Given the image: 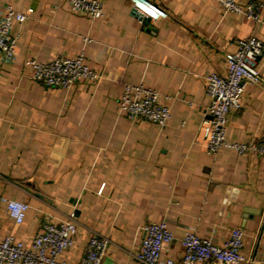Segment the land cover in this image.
<instances>
[{
  "label": "crops",
  "instance_id": "0c3cea01",
  "mask_svg": "<svg viewBox=\"0 0 264 264\" xmlns=\"http://www.w3.org/2000/svg\"><path fill=\"white\" fill-rule=\"evenodd\" d=\"M101 1L103 16L91 19L67 0H1L28 17L12 25L14 58L0 55V197L29 208L15 224L0 200V239L12 234L28 245L44 223L73 217L68 264H79L93 232L110 240L102 264H135L130 253L140 225L165 220L175 239L163 258H179L189 227L218 243L238 227L242 253L264 264V157L228 148L208 154L202 124L206 77L225 72L224 56L237 39L262 42L264 78V24L224 12L217 0H147L161 11L148 24L129 0ZM81 49L99 78L68 90L31 78L24 63ZM126 83L159 93L170 108L165 127L119 112ZM225 136L264 138V82L246 85L241 107L227 115Z\"/></svg>",
  "mask_w": 264,
  "mask_h": 264
},
{
  "label": "built area",
  "instance_id": "2783aa9c",
  "mask_svg": "<svg viewBox=\"0 0 264 264\" xmlns=\"http://www.w3.org/2000/svg\"><path fill=\"white\" fill-rule=\"evenodd\" d=\"M137 19L145 17L156 19L160 9L147 0H129ZM70 10L83 12L91 19L103 16L101 0H67ZM224 12L242 14L254 22L264 24L261 17L262 1L248 0L243 6L241 0H217ZM27 13L15 9L11 4L0 0V55L3 60L14 58L17 36L11 33L15 22L21 23ZM85 41H88L85 38ZM234 51L224 56L225 72H211L206 77V93L209 104L207 118L203 120V135L208 154H215L220 148H228L238 155L255 154L264 157V138L258 141H229L225 136L227 115L231 110L241 107V99L246 85L264 82L258 62L262 54V42L249 35L237 39ZM32 69L31 78L41 81L47 87L70 89L76 82L84 79L97 80L99 74L84 62V50L75 56L59 55L47 62L34 58L24 61ZM165 99V97H164ZM118 110L131 121L146 120L160 128L166 126L170 118V108L161 102L159 93L141 84H124L118 99ZM5 204L8 216L15 224H20L29 205L13 198L0 197ZM11 202L21 205V216H13L9 207ZM77 223L73 217L57 222H46L28 245L8 234L0 239V264H68L64 252L74 242ZM139 242L130 255L135 264H257L254 256L241 251L243 231L238 227L229 230L221 242H215L212 235L199 236L194 227L185 230L179 239L181 255L178 259L163 258V249L175 239L165 220L147 221L139 227ZM110 240L97 232L87 239L85 252L79 264H102Z\"/></svg>",
  "mask_w": 264,
  "mask_h": 264
},
{
  "label": "clouds",
  "instance_id": "9594fccd",
  "mask_svg": "<svg viewBox=\"0 0 264 264\" xmlns=\"http://www.w3.org/2000/svg\"><path fill=\"white\" fill-rule=\"evenodd\" d=\"M9 207L12 210L11 214L19 219L20 216H21L20 209H21L22 206L17 204L16 202H11Z\"/></svg>",
  "mask_w": 264,
  "mask_h": 264
},
{
  "label": "water",
  "instance_id": "95a60500",
  "mask_svg": "<svg viewBox=\"0 0 264 264\" xmlns=\"http://www.w3.org/2000/svg\"><path fill=\"white\" fill-rule=\"evenodd\" d=\"M148 21H149V18H148V17H145V18L142 20V23H144V24H148Z\"/></svg>",
  "mask_w": 264,
  "mask_h": 264
}]
</instances>
